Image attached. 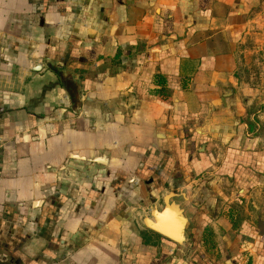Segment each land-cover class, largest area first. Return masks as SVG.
<instances>
[{
	"label": "crops",
	"instance_id": "0c3cea01",
	"mask_svg": "<svg viewBox=\"0 0 264 264\" xmlns=\"http://www.w3.org/2000/svg\"><path fill=\"white\" fill-rule=\"evenodd\" d=\"M258 7L0 0V264H264L231 206L264 185L238 93ZM171 190L183 244L144 224Z\"/></svg>",
	"mask_w": 264,
	"mask_h": 264
},
{
	"label": "rangeland",
	"instance_id": "374dc122",
	"mask_svg": "<svg viewBox=\"0 0 264 264\" xmlns=\"http://www.w3.org/2000/svg\"><path fill=\"white\" fill-rule=\"evenodd\" d=\"M258 6L264 11V0H258ZM247 46L238 69L241 118L249 135L264 140V38H250ZM231 206L240 212L237 221L245 220L264 230V185L235 199Z\"/></svg>",
	"mask_w": 264,
	"mask_h": 264
},
{
	"label": "water",
	"instance_id": "95a60500",
	"mask_svg": "<svg viewBox=\"0 0 264 264\" xmlns=\"http://www.w3.org/2000/svg\"><path fill=\"white\" fill-rule=\"evenodd\" d=\"M178 193L177 190H171L161 204H153L150 217H144V224L162 236L183 244L189 237L192 221L179 199L185 194Z\"/></svg>",
	"mask_w": 264,
	"mask_h": 264
},
{
	"label": "built area",
	"instance_id": "2783aa9c",
	"mask_svg": "<svg viewBox=\"0 0 264 264\" xmlns=\"http://www.w3.org/2000/svg\"><path fill=\"white\" fill-rule=\"evenodd\" d=\"M1 140V139H0ZM1 178H2V173H1V171H0V181H1Z\"/></svg>",
	"mask_w": 264,
	"mask_h": 264
}]
</instances>
